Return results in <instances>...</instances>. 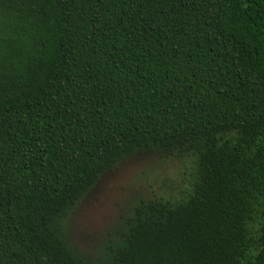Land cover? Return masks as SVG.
Returning <instances> with one entry per match:
<instances>
[{"label": "trees", "instance_id": "obj_1", "mask_svg": "<svg viewBox=\"0 0 264 264\" xmlns=\"http://www.w3.org/2000/svg\"><path fill=\"white\" fill-rule=\"evenodd\" d=\"M143 152L190 189L78 250L73 210ZM0 264H264V0H0Z\"/></svg>", "mask_w": 264, "mask_h": 264}, {"label": "rangeland", "instance_id": "obj_2", "mask_svg": "<svg viewBox=\"0 0 264 264\" xmlns=\"http://www.w3.org/2000/svg\"><path fill=\"white\" fill-rule=\"evenodd\" d=\"M192 158L152 152L137 153L102 174L97 185L77 204L68 225L70 242L97 256L116 244L140 202L180 200L190 189Z\"/></svg>", "mask_w": 264, "mask_h": 264}]
</instances>
